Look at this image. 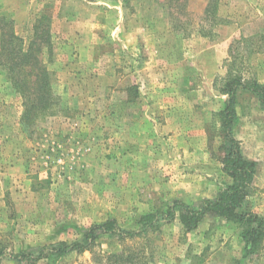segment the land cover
<instances>
[{"label": "rangeland", "instance_id": "1", "mask_svg": "<svg viewBox=\"0 0 264 264\" xmlns=\"http://www.w3.org/2000/svg\"><path fill=\"white\" fill-rule=\"evenodd\" d=\"M0 15L26 44L46 18L59 98L55 115L29 127L0 69L1 264H119L120 253L138 264H264V250L244 258L236 222L215 216L191 233L175 221L145 241L12 258L74 243L107 219L134 229L140 215L231 182L219 90L229 73L264 85V0H0ZM236 112L233 134L257 164L246 208L264 216V107L240 93Z\"/></svg>", "mask_w": 264, "mask_h": 264}, {"label": "trees", "instance_id": "2", "mask_svg": "<svg viewBox=\"0 0 264 264\" xmlns=\"http://www.w3.org/2000/svg\"><path fill=\"white\" fill-rule=\"evenodd\" d=\"M45 19L44 17L34 26L32 38L26 44L16 34L13 22L0 15V69L5 73V81L22 98L23 112L20 121L29 127L38 119L55 115L53 107L59 101L54 91L55 73L47 66L52 63L53 43L50 28L41 26ZM44 53L49 56L47 62L40 58ZM219 91L226 98L223 108L217 113L223 138L222 171L231 182L213 198L202 199L192 205L174 200L165 210L140 215L135 221L134 229H124L115 219H107L87 228L74 243L60 242L38 248L34 253L17 254L12 258L18 263L25 260L36 262L49 257L61 259L73 252L91 250L104 237H114L121 243L145 241L148 234L175 221L179 222L185 233H191L198 229L207 216L236 222L244 244V258L259 256L264 250V216L246 208L257 164L244 157L241 144L233 134V126L240 93L255 97L264 107V85L254 79L229 73ZM5 255L3 251L0 252V264ZM112 258L119 264L141 263L138 256L135 258L130 253L114 254Z\"/></svg>", "mask_w": 264, "mask_h": 264}]
</instances>
